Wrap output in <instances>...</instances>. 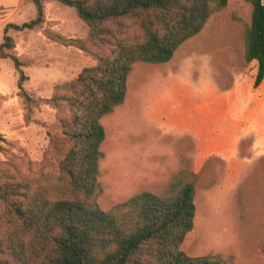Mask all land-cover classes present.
<instances>
[{
	"label": "rangeland",
	"instance_id": "obj_1",
	"mask_svg": "<svg viewBox=\"0 0 264 264\" xmlns=\"http://www.w3.org/2000/svg\"><path fill=\"white\" fill-rule=\"evenodd\" d=\"M44 12L41 26L8 30L14 47L7 51L23 63L24 89L35 99L97 62L95 48L51 37L87 39L76 8L47 0ZM35 16L33 0H25L16 23ZM251 17V0H228L170 61L136 62L125 102L102 119L99 206L111 210L140 191L161 192L178 171L192 170L196 216L182 248L232 255L233 264H264V80L255 85L257 61L245 57ZM2 71L9 89L0 93V181L50 178L69 147L58 110L28 101L19 72Z\"/></svg>",
	"mask_w": 264,
	"mask_h": 264
},
{
	"label": "trees",
	"instance_id": "obj_2",
	"mask_svg": "<svg viewBox=\"0 0 264 264\" xmlns=\"http://www.w3.org/2000/svg\"><path fill=\"white\" fill-rule=\"evenodd\" d=\"M46 1L33 0L31 20L6 25L0 56L14 61L28 101L57 108L69 147L50 178L0 181V264H233L232 255L193 256L182 248L196 216L198 173L192 170L178 171L161 192L140 191L111 210L97 202L102 119L125 102L133 65L170 61L228 0H57L76 8L89 34L86 40L51 37L95 48L97 62L57 83L50 97L35 99L24 89L23 63L7 51L14 47L7 31L41 26ZM251 3L245 57L257 61L258 86L264 80V2Z\"/></svg>",
	"mask_w": 264,
	"mask_h": 264
},
{
	"label": "crops",
	"instance_id": "obj_3",
	"mask_svg": "<svg viewBox=\"0 0 264 264\" xmlns=\"http://www.w3.org/2000/svg\"><path fill=\"white\" fill-rule=\"evenodd\" d=\"M24 1L25 0H0V44L4 41L6 25L8 23L17 22L16 18L22 11ZM7 34L11 35L9 31H7ZM2 70H16L14 61L10 57L4 58L0 56V93H4L9 89V86H6L3 81L5 74ZM197 145L205 155H211L212 152L207 153V150H203L202 144L199 145L197 142Z\"/></svg>",
	"mask_w": 264,
	"mask_h": 264
}]
</instances>
